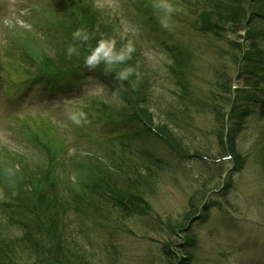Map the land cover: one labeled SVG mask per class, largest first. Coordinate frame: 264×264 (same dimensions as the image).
I'll return each mask as SVG.
<instances>
[{
    "label": "rangeland",
    "instance_id": "374dc122",
    "mask_svg": "<svg viewBox=\"0 0 264 264\" xmlns=\"http://www.w3.org/2000/svg\"><path fill=\"white\" fill-rule=\"evenodd\" d=\"M205 1L170 0L180 10L164 28L154 0H87L96 13L90 30L79 10L90 11L72 0H0V251L8 245L0 264L49 259L38 256L42 237L23 242L25 229L14 224L33 222L11 193L22 183L63 207V234L93 263L264 264V108L245 102L256 114L237 112L231 122L236 91L249 86L227 41L242 43L246 30L203 33ZM77 28L88 31L87 43L72 39ZM101 37L117 48L131 40V59L113 72L103 61L83 65L84 78L67 89L64 74ZM127 66L135 74L120 81L115 71ZM77 110L87 124L69 120ZM119 178L123 188L110 182ZM143 188L151 192L140 197ZM13 238L20 246L11 252Z\"/></svg>",
    "mask_w": 264,
    "mask_h": 264
},
{
    "label": "trees",
    "instance_id": "16d2710c",
    "mask_svg": "<svg viewBox=\"0 0 264 264\" xmlns=\"http://www.w3.org/2000/svg\"><path fill=\"white\" fill-rule=\"evenodd\" d=\"M72 2L74 5L82 4L86 8L85 3L87 0H80V3L79 0H72ZM86 9L87 11H90V14H86L83 9L82 11L79 10V13H83L80 15V20L83 22L85 20L86 23L84 22V24H86L85 26L87 29L93 30L92 27L97 24L94 20L96 13L92 14L90 7ZM200 10L204 12L200 18V23L202 24L200 30L206 35H213L219 39L223 37V33L227 34L230 32L232 35L235 34L242 29V26H244L243 29L246 30V35L242 38V43H236V41L231 42L230 39L227 41L231 45L232 50L237 53L234 61L237 67V73H239V77L244 78L245 83L247 86H249V91H247L248 94H241L239 91H236V95L234 96L235 99H233L234 101L232 103L233 111H231L230 118L231 122L233 121L235 126L237 121L234 119V117L237 112H241V115L244 116L243 118H248L256 114L253 109L251 110L249 107H247L248 105L246 106L245 102L259 103L264 108V101L258 102V99L256 98L258 94H260L259 99H262V96H264V0H206ZM83 65L84 63L78 64L75 69L65 73L64 77H74L73 79H78V77L81 75V72L83 71ZM241 108L243 112L239 111ZM236 118L239 117L236 116ZM241 125L242 124L240 122L236 129L241 127ZM234 126L232 124V129H230V133L228 134L230 144H232L234 141V139L231 138L232 132H234ZM148 128L158 136L170 137L174 140V136L165 131L164 127H160L158 131L151 126ZM232 149H234L233 144ZM181 151L184 150H179V152ZM231 152L234 151L231 150ZM261 163L264 166V157L262 158ZM40 175V172L36 174V176ZM37 179L38 177H36V180ZM28 180L30 179L28 178ZM110 182H113V185L121 186L122 188L125 186L122 178H119L118 181L111 180ZM24 186L27 187L24 183H22V185L18 187L19 189L11 191V193L17 197H21V199L16 197L17 201H13L19 204V210L25 211L28 216H31V221L33 219L32 224L26 222H8L5 218L3 221L20 225L21 230L25 229V232L23 233L25 234L23 236V242L26 241L32 244L35 243L36 236L42 237L43 240L40 241L38 247V256L41 257L42 254L45 255L44 252L46 251L49 259L46 261H41V264H96L88 259L87 256H84L85 254L83 255L80 253L79 249L75 248L78 244L71 237L69 238V235L63 234L65 225L62 220H60V218L63 217V207L61 205L57 207L58 203L56 201H51L50 203V199H48L50 195H44V193L41 192L36 193V195H34V193L29 194V192L25 191ZM129 187L134 193L139 188H141L140 185H129ZM131 192V190H128L126 194H131ZM145 192L147 194L151 192V189H147V191H144V188L143 190L140 189V197L144 195ZM31 197L34 198V201L30 203L32 207H28L25 204L28 202L27 198H29L30 202ZM131 204L134 205V202ZM135 208L141 209L139 208V205ZM125 210L126 209L123 210L122 208V211ZM87 211H89V209H87ZM182 226L183 229L186 227L185 225ZM182 226L179 228H182ZM19 246L20 244L17 243L13 238L9 247L12 248L11 252H13V249ZM6 248H8L6 242L2 243L0 257L7 255ZM177 249H180V246H177ZM180 250L185 253V250ZM164 252L167 258H171L172 261H174L176 258V252L174 253L173 251L167 249H165ZM186 252L189 254L187 250ZM10 255H12V253H10ZM187 256L189 257V255ZM189 262H191L190 259H188L185 264H190ZM169 264L175 263L171 262Z\"/></svg>",
    "mask_w": 264,
    "mask_h": 264
},
{
    "label": "clouds",
    "instance_id": "9594fccd",
    "mask_svg": "<svg viewBox=\"0 0 264 264\" xmlns=\"http://www.w3.org/2000/svg\"><path fill=\"white\" fill-rule=\"evenodd\" d=\"M153 7L157 9L162 15L160 16V24L162 27L167 28L169 26L168 20L174 11L180 9L175 8L170 0H154ZM72 39L87 43L90 40L88 31L84 28H77L72 32ZM117 41L112 37H101L97 40L94 47L89 48L88 54L84 58V67L87 69H95L102 61L107 71L113 72L114 65L124 64L131 59L132 53L135 51L134 45L131 40L127 41L120 48L116 47ZM77 52L75 46H68L66 49L67 56L71 57ZM135 74V69L132 66H127L115 71L116 78L120 81H127L129 77ZM68 118L71 122L77 126L82 123L87 124V114L83 110L72 111L68 113ZM9 174H11L9 170Z\"/></svg>",
    "mask_w": 264,
    "mask_h": 264
}]
</instances>
